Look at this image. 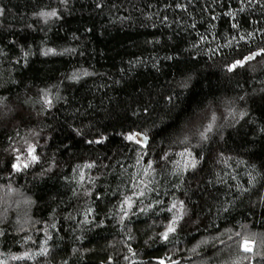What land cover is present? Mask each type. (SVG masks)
<instances>
[{
    "label": "trees",
    "instance_id": "16d2710c",
    "mask_svg": "<svg viewBox=\"0 0 264 264\" xmlns=\"http://www.w3.org/2000/svg\"><path fill=\"white\" fill-rule=\"evenodd\" d=\"M0 8V264H264V0Z\"/></svg>",
    "mask_w": 264,
    "mask_h": 264
},
{
    "label": "snow or ice",
    "instance_id": "6c2138e0",
    "mask_svg": "<svg viewBox=\"0 0 264 264\" xmlns=\"http://www.w3.org/2000/svg\"><path fill=\"white\" fill-rule=\"evenodd\" d=\"M3 11L4 10L2 8H0V15L3 14ZM42 15H56V13L55 12H53V13H42ZM25 55H27V53ZM234 67H236V65H233L231 68H229V71H231L232 68H234ZM49 103H50V101H49ZM129 139H131V137H129ZM29 152H30V154H32V159L35 160L36 159V156L33 154L34 153V150L33 149H30ZM13 167L14 168H18V166L15 165V164L13 165ZM177 219H179V217H177ZM174 224H175V221H173V224H170L169 227L167 228V230L162 234V238L167 239L169 233H171V232H173L175 230ZM161 264H162V262H161Z\"/></svg>",
    "mask_w": 264,
    "mask_h": 264
},
{
    "label": "rangeland",
    "instance_id": "374dc122",
    "mask_svg": "<svg viewBox=\"0 0 264 264\" xmlns=\"http://www.w3.org/2000/svg\"><path fill=\"white\" fill-rule=\"evenodd\" d=\"M210 126H211V124H209V127ZM188 160H189V157L187 156L186 157V161H188ZM17 205L23 206V207L25 206V204H22L21 202L20 203H17ZM242 248H243L244 251H250L251 248H252V245L250 243H245V244H243Z\"/></svg>",
    "mask_w": 264,
    "mask_h": 264
}]
</instances>
